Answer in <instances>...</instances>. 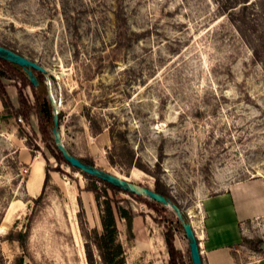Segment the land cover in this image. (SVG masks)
<instances>
[{
    "label": "rangeland",
    "instance_id": "obj_1",
    "mask_svg": "<svg viewBox=\"0 0 264 264\" xmlns=\"http://www.w3.org/2000/svg\"><path fill=\"white\" fill-rule=\"evenodd\" d=\"M0 44L47 70L69 152L158 183L194 228L207 195L264 185V0H0ZM38 108L0 59V264H100L96 191L133 214L131 231L116 216L124 264H192L173 210L68 165Z\"/></svg>",
    "mask_w": 264,
    "mask_h": 264
},
{
    "label": "crops",
    "instance_id": "obj_2",
    "mask_svg": "<svg viewBox=\"0 0 264 264\" xmlns=\"http://www.w3.org/2000/svg\"><path fill=\"white\" fill-rule=\"evenodd\" d=\"M26 181L33 194L41 187L44 170ZM256 179L238 183L224 191L207 195L199 206L197 238L203 264H264V240L259 249L242 244L244 236L264 238V185L254 189Z\"/></svg>",
    "mask_w": 264,
    "mask_h": 264
},
{
    "label": "water",
    "instance_id": "obj_3",
    "mask_svg": "<svg viewBox=\"0 0 264 264\" xmlns=\"http://www.w3.org/2000/svg\"><path fill=\"white\" fill-rule=\"evenodd\" d=\"M0 58H3L7 61L19 65L24 71V73L27 75L29 81L33 86H37L39 84L38 78L33 70H37L42 73H45L47 71L39 63L29 59L28 57L2 44H0ZM47 96L51 102L52 111H53L52 134H53L54 143L58 148V150L61 152L64 160L67 161L71 166L76 167L79 170L89 175L107 181L132 194L143 195L152 200H155L156 202H159L162 205L169 206L173 210L177 219L179 220L183 232L185 234V237L187 239L191 263L203 264L199 249L198 238L192 226V222L190 221V219L186 217V213L180 208V206L169 197L163 195L162 193L148 186L132 182L126 178L110 173L93 164L85 162L84 160L80 159L79 157L69 152L62 142L61 132L59 128L58 109L56 106V100L49 88L47 89Z\"/></svg>",
    "mask_w": 264,
    "mask_h": 264
},
{
    "label": "trees",
    "instance_id": "obj_4",
    "mask_svg": "<svg viewBox=\"0 0 264 264\" xmlns=\"http://www.w3.org/2000/svg\"><path fill=\"white\" fill-rule=\"evenodd\" d=\"M0 59L2 61H5L6 63L11 64V65L19 66V65L14 64L10 61H7L3 58H0ZM33 71L38 78L39 84L37 86H33L30 81H29V83L33 87L34 91L36 92L37 98H38V105H39L38 113L47 122H49V124H51V132H52L53 111H52L51 102L47 96L46 84L44 83V81L42 80V78L40 76L42 72L37 71V70H33ZM26 77H27V75H26ZM27 79H28V77H27ZM1 95H2V97H5V99H6L5 94L4 95L1 94ZM58 120H59V113H58ZM53 144H54L57 152L60 154L61 158L64 160L61 152L58 150V148L56 147V145L54 143V139H53ZM82 160H84L85 162H88L90 164H93L91 161H87L85 159H82ZM65 162L68 165H70L67 161H65ZM71 167H73V166H71ZM73 168H75L76 170H79L76 167H73ZM45 171H46V169H45ZM79 171H81V170H79ZM81 173H83V175L86 177L97 179V180L107 184L108 186H111L112 188L119 189V190H122L124 192L129 193V194H132V193H130L126 190H123V189H121V188H119V187H117V186H115V185H113L107 181H104L100 178L89 175L83 171H81ZM48 177H49V174L46 171L43 185L45 184ZM94 190L96 191L95 188H94ZM154 190H156V191L162 193L163 195L169 197L170 199H172L168 195V193L164 189L161 188V186L158 183H156ZM95 193H96L95 194L96 199L100 195L105 196V198L103 199V208H99L100 209L99 210L100 230L94 231V238H93V242L96 245V247L99 251L100 257H101L100 264H124L123 246L117 237L118 236V228L116 226V216L123 219L126 223L128 230L131 231L132 223H133V214L128 208H126L125 206H123L119 203L112 204L111 201L107 198L105 192H102V194H101V193H98L96 191ZM132 195H136V194H132ZM153 201H155V200H153ZM178 222H179V220H178ZM165 239H166L165 241H166V244L168 247V251H170V253H173L174 252L173 235L168 234L167 238H165Z\"/></svg>",
    "mask_w": 264,
    "mask_h": 264
},
{
    "label": "bare ground",
    "instance_id": "obj_5",
    "mask_svg": "<svg viewBox=\"0 0 264 264\" xmlns=\"http://www.w3.org/2000/svg\"><path fill=\"white\" fill-rule=\"evenodd\" d=\"M40 173H41V167H39L38 162L36 161L33 164V169H32V172L30 174V176H31L30 180H32L35 175H39Z\"/></svg>",
    "mask_w": 264,
    "mask_h": 264
},
{
    "label": "built area",
    "instance_id": "obj_6",
    "mask_svg": "<svg viewBox=\"0 0 264 264\" xmlns=\"http://www.w3.org/2000/svg\"><path fill=\"white\" fill-rule=\"evenodd\" d=\"M194 231H195V229H194ZM195 233H196V231H195ZM196 235H197V233H196Z\"/></svg>",
    "mask_w": 264,
    "mask_h": 264
}]
</instances>
